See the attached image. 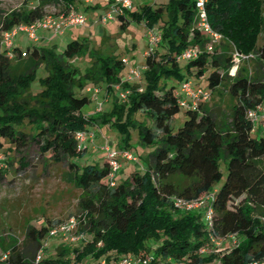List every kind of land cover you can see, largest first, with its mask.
I'll return each instance as SVG.
<instances>
[{"label":"trees","instance_id":"16d2710c","mask_svg":"<svg viewBox=\"0 0 264 264\" xmlns=\"http://www.w3.org/2000/svg\"><path fill=\"white\" fill-rule=\"evenodd\" d=\"M81 1L23 0L22 8L1 15L0 150L6 149L7 155L24 153L36 143L42 156L50 152L55 161H69L71 180L82 190L77 232L85 240L80 248L61 245L56 255H43L37 263L53 224L30 223L23 242H10L7 258L0 264H91L102 259L112 264L127 255L152 257L150 264L264 260V136L254 134L247 118L249 111L264 104V39L255 45L259 30H264L258 12L262 0L206 1L210 23L224 36L214 52L206 49L208 39L194 27L195 0L144 4L118 15L121 28L133 21L160 28V48L146 56L141 81H123V58L92 48L87 37L70 41L61 52L36 45L24 50L15 42L13 55H8L2 44L4 31L41 19L46 4L79 7ZM246 11L250 21L245 19ZM231 44L246 54L254 51L235 74ZM196 45L200 54L182 60L181 55ZM80 58L87 59L84 68L75 63ZM207 72L206 89L211 94L227 92L228 112L220 114L200 103L196 109H185V121L176 130L172 120L181 110L176 95L179 84ZM116 84L129 91L125 101L113 88ZM89 85H100L113 96L109 109L91 117L83 111L92 100L82 94ZM107 123L120 133L117 148L131 151L132 129L138 130L140 144L151 148L147 166L122 181L116 178L115 186L107 180V157L104 163H80L86 151L78 148L76 137L79 131ZM222 162L227 176L217 189L223 179ZM208 194L212 195V227L204 208L184 210L174 205V197L193 200ZM231 234L239 237V245L224 253H200L202 247L212 248V237Z\"/></svg>","mask_w":264,"mask_h":264},{"label":"rangeland","instance_id":"374dc122","mask_svg":"<svg viewBox=\"0 0 264 264\" xmlns=\"http://www.w3.org/2000/svg\"><path fill=\"white\" fill-rule=\"evenodd\" d=\"M164 1L166 0H132L136 8L144 4L156 3L155 5L158 6L160 3H164ZM22 7L23 0H0V17L2 14ZM79 7L83 9L82 3L79 4ZM51 10H53L52 5L46 8V11ZM98 11V13H101L104 9L100 8ZM258 12L259 18H261V20L264 19V0L261 1ZM86 13L88 17L86 25L68 28L64 34L58 35L55 43H46L43 40L36 42L27 32H19L15 37V42L24 50H26L28 46L36 45L40 47L50 46L61 52L70 41L78 37H87L90 40V46L92 48H101L106 52H113L119 55L120 58L125 57L129 59L130 64L125 65L122 70V79H124L126 73L129 74L128 69H130L131 66L143 68L146 59L145 53L149 50L147 38L148 26L145 22L133 21L128 27L121 28L116 14L114 19L101 23L98 18L95 17L96 14L94 12L88 11ZM244 15L247 21L251 20L247 11ZM154 29L160 32V28L156 27ZM261 29L255 37L256 46H259L264 39V30L261 31ZM234 47L237 46L232 45L231 52ZM252 52L254 51L250 53ZM244 54L249 55L246 53ZM75 63L84 68L87 65V59H76ZM208 73L209 72H207L204 77L192 75L190 79L193 81L194 85L206 88V76H208ZM37 88L38 83L34 82L33 89ZM87 88L82 91V94L90 96L92 100L83 109L86 115L91 117L97 114L101 104L102 110L111 107L112 100L107 101V96L103 97V99H105L103 101L100 97V93L97 98L94 96L93 85H89ZM205 104L209 108L214 107L220 114H226L231 104V99L227 92L221 93L217 91L211 95V98L205 102ZM139 117H141V115ZM185 118V109L181 108L180 112L172 120L176 130L183 124ZM93 130L97 132L95 138L96 144L92 142L87 144L85 155L80 159V163L96 161L104 163L106 151L101 148V145L104 144L105 140L101 138V135L106 137L110 146L114 148L118 147L121 136L118 129L113 125L109 123L100 126L95 125ZM259 130L260 128L256 131ZM254 134L257 136H264V130H262L260 135ZM98 138L101 139V142H99ZM130 146L131 151L138 155V160L131 162L123 161V166L117 174L118 181L124 180L133 170L144 169L147 166L145 159L151 148L144 147L140 144L139 132L137 129L131 130ZM4 151L6 154L7 150L4 149ZM10 153L11 155L6 154L10 156V162L7 161L8 168L4 170L3 177H0V213L3 217V220L0 221V235L7 237L6 239L0 238V257L6 253L9 243L14 239L19 244L23 242L28 224L37 223L41 225L39 222L45 221L55 226L74 215L80 214L79 200L82 190L77 188L71 180L73 171L72 167L69 166L68 160L55 161L51 158L50 152L42 156L36 143L32 144L24 153ZM22 156H24V158H22ZM221 170L223 172V179L215 185L217 189L221 187L227 176V168L224 162L221 163ZM88 238H91V236H88ZM236 239L240 240L238 236H236ZM81 242L82 241L69 242L60 237L49 238L43 242L42 254L54 256L59 246L68 245L80 248L82 246ZM219 242L220 245L215 248V250L222 253V251L229 249L232 245V238H223L220 239ZM206 254L208 255V253ZM216 260L217 259L208 264H216ZM98 262L99 260L91 261V264H98Z\"/></svg>","mask_w":264,"mask_h":264},{"label":"built area","instance_id":"2783aa9c","mask_svg":"<svg viewBox=\"0 0 264 264\" xmlns=\"http://www.w3.org/2000/svg\"><path fill=\"white\" fill-rule=\"evenodd\" d=\"M98 0H82L81 3L84 7L93 6ZM107 8L102 12L98 18L99 22L105 23L109 20L115 18V14L118 16L124 14L127 9L133 7L132 0H102ZM207 0H195L197 14L194 21V27L198 28L200 32L208 39L206 44V49L209 52H214L215 48L221 43L224 39V36L221 32L215 29L208 19V13L206 10ZM51 6V5H48ZM46 6V8L48 7ZM53 10L47 11V13L36 21H33L29 24L20 23L13 27L10 30L4 31L2 33V44L8 49V55L12 56L11 49L15 45V37L19 32H27L28 35L38 41L40 36L38 34L39 29H47L53 31L54 33H63L66 29L73 26H84L87 23L88 17L87 13L77 7L76 4H70L66 8H58L55 5L52 6ZM147 38L149 42V50L145 53L146 56L153 54L156 49L159 47L162 35L159 31H156L154 28H149L147 30ZM200 47L198 45L188 48L182 55V60H189L197 57L200 54ZM234 67L232 69V74H235L236 70L240 63L244 60L249 59L253 54L245 55L243 52L234 47L232 51ZM125 65H129V59L123 58ZM145 69L139 68L138 66H131L129 69V74L127 77L122 79L125 80H142V70ZM94 96L97 98L98 94L101 91V87L98 85H93ZM113 88L117 91L119 98L122 101L127 99L129 93L128 90L122 89L120 84H116ZM88 89V88H87ZM176 95L178 96V103L181 108L184 109H196L199 107L200 103H205L211 98V91L202 86L194 85L191 79H186L182 81L177 90ZM98 111H102V104L98 108ZM247 118L253 124V131L255 132L258 128H264V104L259 105L256 109L251 110L247 114ZM96 131L95 130H82L77 132L78 148L80 150H85L87 144L96 142ZM99 136V135H98ZM101 138L105 140L104 144L101 146L102 149L106 151L107 162L109 163L110 172L107 177L108 183L110 186H115L117 184V174L123 166V161L131 162L138 160L136 154L128 149H119L114 148L108 144V141L104 135H101ZM8 168L7 156L4 152L0 150V171H4ZM212 195L208 194L202 196L198 199L187 200L181 197H174V205L179 209L184 210H193L204 208L205 209V220L207 221L210 227L213 226V208L209 205V201ZM79 218L77 215L70 217L64 222H60L57 225L53 226L46 239L60 237L65 241L77 242L84 241L85 236L81 233H78ZM235 234L228 235L224 238H232V245L229 249L222 251V253L229 251L234 246L239 245V240L236 239ZM223 238L212 237V248L210 246H205L200 249L201 254H206L209 252H220L216 251L220 245L219 240ZM43 246L40 249L36 262L38 263L41 257L43 256ZM8 253L6 252L3 256L0 257V262L7 258ZM152 257H135L132 255L123 256L112 264H150ZM172 264H186L185 261H171ZM76 264H84L77 262ZM98 264H108L105 259H102ZM216 264H222L220 260H216ZM250 264H264V260H256Z\"/></svg>","mask_w":264,"mask_h":264},{"label":"crops","instance_id":"0c3cea01","mask_svg":"<svg viewBox=\"0 0 264 264\" xmlns=\"http://www.w3.org/2000/svg\"><path fill=\"white\" fill-rule=\"evenodd\" d=\"M104 3H103V1L102 0H98L92 7H91V9L90 10H88V11H92V12H94L96 15H95V17H97V18H99L100 17V15H97V14H102V12L101 13H98L99 11H98V9H100V8H102V9H104ZM82 8H84V6L82 5ZM132 8H136V7H134V5H133V7ZM87 11V12H88ZM120 22V21H119ZM71 28V27H70ZM66 30H68V29H66ZM65 30V31H66ZM65 31L63 32V33H54L53 31H50V30H45V29H39L38 30V34H39V36H40V38H39V40L38 41H36V42H40V41H44V42H46V43H55L56 41V39H57V37H58V35L59 34H64L65 33ZM18 44V43H17ZM19 45V44H18ZM125 58V57H124ZM128 71H129V69H128ZM126 76H128V73H126ZM125 76V77H126ZM124 77V78H125ZM98 86H100V85H98ZM100 97L103 99V97L104 96H107V101H109V100H112L113 99V96L110 94V93H108L105 89H102L101 91H100ZM105 99H103V101H104ZM262 130H264V128H260V130L259 131H255V133L256 134H258V135H260V133L262 132ZM99 139V142H101V139L100 138H98ZM96 144V143H95ZM103 145V144H102ZM101 145V146H102ZM98 146H100V145H98ZM3 220V217H2V215H1V213H0V221H2ZM45 221H42V222H39L40 224H42V223H44ZM33 224H36V225H39V224H37V223H33Z\"/></svg>","mask_w":264,"mask_h":264}]
</instances>
